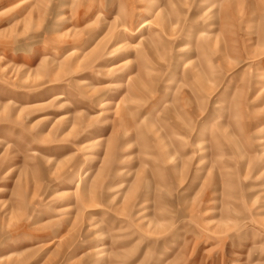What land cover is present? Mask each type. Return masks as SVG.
Here are the masks:
<instances>
[{
  "label": "rangeland",
  "instance_id": "rangeland-1",
  "mask_svg": "<svg viewBox=\"0 0 264 264\" xmlns=\"http://www.w3.org/2000/svg\"><path fill=\"white\" fill-rule=\"evenodd\" d=\"M0 264H264V0H0Z\"/></svg>",
  "mask_w": 264,
  "mask_h": 264
},
{
  "label": "bare ground",
  "instance_id": "bare-ground-1",
  "mask_svg": "<svg viewBox=\"0 0 264 264\" xmlns=\"http://www.w3.org/2000/svg\"><path fill=\"white\" fill-rule=\"evenodd\" d=\"M147 22H148V21H147ZM147 22H145V24H147ZM105 103H106V102L103 103L104 106H106ZM103 248H104V247H99V248H97V250H100L99 252H103V251H101ZM95 251H96V250H95Z\"/></svg>",
  "mask_w": 264,
  "mask_h": 264
}]
</instances>
